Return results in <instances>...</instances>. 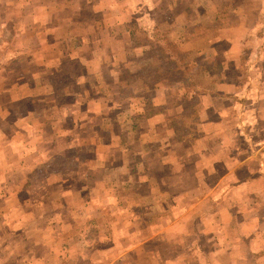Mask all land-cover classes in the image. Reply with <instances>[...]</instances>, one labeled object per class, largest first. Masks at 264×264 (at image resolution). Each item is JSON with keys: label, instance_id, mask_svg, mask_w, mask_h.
<instances>
[{"label": "rangeland", "instance_id": "374dc122", "mask_svg": "<svg viewBox=\"0 0 264 264\" xmlns=\"http://www.w3.org/2000/svg\"><path fill=\"white\" fill-rule=\"evenodd\" d=\"M231 78L236 95L224 97L232 94ZM0 81L16 99L6 102L11 108L8 137H22L25 127L21 130L18 118L29 127V136L48 133L44 162L30 163L33 193L23 191V201L30 197L33 203L45 192L57 196L63 187H56L54 174L75 189L58 195L61 202L98 203L100 194L90 195L82 186L95 181L94 168L107 157L110 179L114 177L110 184L123 189V205H134L147 221L134 226L128 220L124 226V235L137 244L126 264H132L140 245L143 255L134 264H174L169 261L174 252L194 246L199 210L184 216L186 211L172 210L166 218L193 221L188 229L184 226L189 231L184 235L159 224L167 216L169 190L187 184L206 191L203 211L223 202L233 207L230 214L237 213L226 224V208H217L219 222L213 226L220 227L218 234L238 240L251 228L254 239L264 237V221L254 222L257 215L264 219V0H0ZM169 119L170 130L163 125ZM184 134L189 139L178 143ZM72 138L79 142L71 143ZM187 148L205 153L190 155ZM178 170L186 172L169 174ZM182 200L177 202L187 204ZM79 216L85 218V212L74 215ZM109 219L83 222L74 234H81L83 243L103 234L116 241L121 226L116 211L109 212ZM9 225L0 223V264H36L40 237ZM246 239L244 246H250ZM233 250L240 260L238 248ZM23 256L29 259L23 261ZM41 256L46 264L56 263L54 254ZM93 260L90 264L101 263Z\"/></svg>", "mask_w": 264, "mask_h": 264}, {"label": "crops", "instance_id": "0c3cea01", "mask_svg": "<svg viewBox=\"0 0 264 264\" xmlns=\"http://www.w3.org/2000/svg\"><path fill=\"white\" fill-rule=\"evenodd\" d=\"M251 34H253V32ZM230 80L231 82H228V86H231V89L229 91L232 92L234 91L233 88H236V82H234V78H231ZM11 92L12 89L9 86L0 84V200L2 201H0V209L3 211V216H0L1 225L10 224V227L19 228L21 231L23 229L25 232H29L30 237V234L33 231V236L40 237V240L36 241V243L38 244L37 246H40L41 255L43 253L54 254L57 264H60L61 261L64 264L66 263V260L70 262L69 264H90L91 261H94L93 258L99 260V262H101L100 264H126L130 258H134V252L136 250L135 246H137V244L133 236H128L130 238L129 241V238L124 235V233L127 234L124 226L129 221L134 226H145L147 221L143 217H140L138 215V213L135 211L134 205L131 204L130 208L128 209L125 208V204L123 205L122 200L124 198L121 194L123 193V189L118 185V183H115L114 185L110 184L114 177L112 176V180L110 179V173L107 170V157L104 163L93 161L95 163L97 162V167L94 168L97 170L95 181L90 180L89 184L82 186V188L87 189L86 192H89L90 195H97L98 193L100 194V197L97 198L98 203L93 205L88 201V199L83 200L79 204L80 206L71 205L70 203L65 204L61 202L60 200L62 195L61 197L58 195L64 194V192L68 191L75 192V189H71V186L69 185L66 186L67 184H69V182L65 180V177H61V175H59L60 177L59 179H57L54 174L53 177L56 179L54 181L57 185L56 187H63L62 190L57 189V196L47 194L49 192H45V194L39 193L42 196L39 199L33 201V203L29 202L30 197L27 198V200L23 201L22 196H20L23 191L27 193L30 192L31 194L33 193L30 190L31 186L29 184V178L31 176V173L35 172V170L30 167V163L44 162L45 159L42 150L46 145H48V133L45 134V137L40 136L38 138L37 136L39 135V133L34 132L32 135H30V137L28 133L25 132L26 130L28 131L29 127L27 126L25 121L19 120L18 118L17 121L21 122V130L22 127H25V130L22 131V137H14L16 134L8 137L7 122L8 115L11 112V108L8 107V104L6 102L16 100L11 95ZM234 92H232V94L227 93V95L224 94L222 96H227L229 98L230 96L236 95V93ZM178 115L179 114H177L176 119L178 118ZM154 117L159 116L156 115ZM166 122L167 124L170 123V119L169 121L166 120L163 123V125H165V127L170 130V128L168 127L169 125L167 126ZM30 126L31 130H36L35 126ZM62 126L66 125L63 124ZM53 129L54 127H51V130ZM70 130L71 129L67 130L68 134ZM173 132L174 134L178 135L176 128L173 129ZM171 134L172 133L170 132L169 136ZM67 136L68 135L64 137L63 141H66ZM185 136L186 135L184 134L183 136L179 137L178 143L183 142L181 144H184V140L187 141L189 139L185 138ZM73 140L74 138H72L71 143L79 142V140ZM195 140L198 141L202 139ZM210 140L211 138H207L206 142H209ZM170 143L171 140L169 138V141L166 142V145H169ZM51 145H53V142L51 143ZM192 146L197 147V144H192ZM187 151H189V148H187ZM189 153L190 155H203L205 153V150L203 148H198L193 152L189 151ZM196 166H198V164H194L193 167ZM185 172L186 171L184 170L182 172L178 170L175 173L171 171L169 174L180 176V174H184ZM187 173L189 174V172ZM195 173L196 171H193L191 175L189 174V178H193ZM130 174L131 176H133V173L131 171ZM260 175L261 177H263L264 173H260ZM54 182H50V186H54ZM98 184L100 185V187L98 190H95ZM200 186L202 185L189 186L187 184L184 185V188H181L182 190L179 191L170 189L169 195L165 199V201L168 202L166 207L164 208L165 213L163 214H166L167 216L161 218L162 223H159L160 228L165 225L164 229H166V231L171 230V232L176 236H181L184 235L185 232H189L187 229L191 226L190 223H193V221L189 223L187 218L181 217L179 220L175 219L169 222V220L167 219L171 215L170 212L177 209L178 211L182 210V212L186 211L183 213L184 216L190 210H199V214L197 215L198 218H195V221L196 225L199 226L200 229L198 230L199 232H196V237H194V246L189 248L187 251H180L178 253L174 252L169 261L176 264L175 260L179 258L180 260H182V264H189L186 261L187 257H195L197 260L196 264H231V261L232 264H260L261 259H264V237L262 239L258 237L254 239L255 236L252 235L253 233L251 234V228L249 230L244 229L243 232V236H247L248 239L241 236L238 240H236L235 237L218 234L216 231L220 227L213 226L214 224L217 225L219 222L217 215L218 212H216L217 208H226L222 212L224 214L223 217L226 216V224L230 223L232 219H236L237 213H235V211L233 210L230 214L229 212L233 207H224L225 205L223 204V202L211 203V205L213 206L211 211H203L202 209H204L205 201L202 196L205 195L206 191L203 190V188ZM3 192L7 195L2 194ZM86 192H83V195L86 194ZM34 194L38 193L35 192ZM172 197L174 198L172 199ZM179 198L180 201H183L182 199L186 198L187 204L180 205L182 202H177V199ZM31 209H34V212H29V210ZM128 210H130L131 212L129 213ZM13 211L14 214L7 217V214ZM81 211L85 212V218L81 219L80 216L74 217L77 212L78 214H80ZM110 211H116V220L117 222L119 221L121 223L119 230L120 235H117L118 238L116 239V241L112 240L113 236L109 237L107 236V234H103L105 235L103 236V238H96L95 236L91 235V238H89L87 242L85 241V243H83L84 239L81 234L76 237L77 235L74 234V230L79 229V226L77 225H81L83 222H88V220L91 221L92 219H99L100 221H106L107 223L108 221H110ZM120 212H122V215H118ZM50 214H53V217L50 218ZM257 216L259 218L254 222L259 225V223L263 222L264 219H261V215ZM243 222L248 221L247 219H245ZM185 225H188L187 229L184 227ZM116 226H118V224H116ZM151 226L153 225H150L149 228ZM175 226H180V229ZM24 231L22 232L25 233ZM137 233L138 231L135 234ZM245 239L251 242L250 246H244ZM78 241L82 243V248L77 246L79 245ZM97 241H101V245H99ZM93 242H95L96 246H93ZM203 243L204 245H202ZM73 246H75L74 252H72ZM140 246L141 249L139 250L138 247L139 254H137L136 252L134 261L137 260L138 257L143 255L142 253L144 247L143 245ZM235 247L238 248L237 256L238 259H240L238 261L235 260L236 256L232 255L234 254L233 249ZM242 247H246L247 251L241 250L240 252V249ZM66 250L67 253L64 255ZM224 253L225 256L222 255ZM41 255L37 256L38 261H36V264H39V262H41V259V264H46L43 261V256ZM62 255L65 256L63 259H61ZM110 255L112 256V258L109 257ZM221 255L223 256V258L227 259V262H224L221 259ZM26 259L29 258L24 256L22 257L23 261H26ZM102 260L104 261L103 263ZM167 260L165 262H167ZM220 260L222 262H220ZM134 261L132 262V264H134ZM136 262L137 261H135V263ZM27 264H35V262L30 261L27 262Z\"/></svg>", "mask_w": 264, "mask_h": 264}]
</instances>
